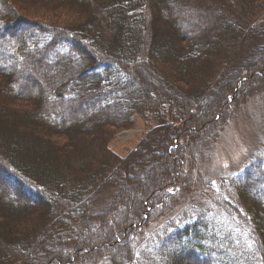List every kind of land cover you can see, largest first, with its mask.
I'll return each mask as SVG.
<instances>
[{"label":"trees","instance_id":"obj_1","mask_svg":"<svg viewBox=\"0 0 264 264\" xmlns=\"http://www.w3.org/2000/svg\"><path fill=\"white\" fill-rule=\"evenodd\" d=\"M263 90L264 0H0V264H264V132L203 166Z\"/></svg>","mask_w":264,"mask_h":264},{"label":"rangeland","instance_id":"obj_2","mask_svg":"<svg viewBox=\"0 0 264 264\" xmlns=\"http://www.w3.org/2000/svg\"><path fill=\"white\" fill-rule=\"evenodd\" d=\"M20 9L23 10L22 13L25 15H30L23 7ZM65 11L66 9L59 8L49 11V14H47L48 21L55 23L79 21L77 13L72 12L67 15ZM153 122L157 123L155 120ZM154 123L147 124L141 115L134 116L133 126L117 133L115 139L111 142L112 149L126 157L132 149L140 144L141 140L153 127L159 125ZM263 132L264 90L254 97L251 96L241 110L230 118L228 125L220 133L208 155L203 158V166L207 174L217 179L223 174L241 169L259 148ZM111 196L110 190L99 192L95 196L94 206L103 209L110 201ZM76 233L79 234L78 228Z\"/></svg>","mask_w":264,"mask_h":264}]
</instances>
